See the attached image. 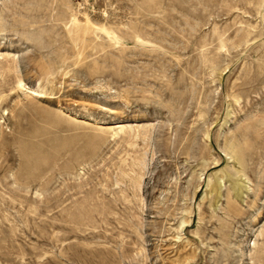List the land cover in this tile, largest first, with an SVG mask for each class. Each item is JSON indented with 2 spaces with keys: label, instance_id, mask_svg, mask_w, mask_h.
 <instances>
[{
  "label": "rangeland",
  "instance_id": "374dc122",
  "mask_svg": "<svg viewBox=\"0 0 264 264\" xmlns=\"http://www.w3.org/2000/svg\"><path fill=\"white\" fill-rule=\"evenodd\" d=\"M0 264H264V0H0Z\"/></svg>",
  "mask_w": 264,
  "mask_h": 264
},
{
  "label": "bare ground",
  "instance_id": "6f19581e",
  "mask_svg": "<svg viewBox=\"0 0 264 264\" xmlns=\"http://www.w3.org/2000/svg\"><path fill=\"white\" fill-rule=\"evenodd\" d=\"M34 95H35L36 97H39V98H45V95H43V94H41V93H34ZM123 127H124V126L116 125V126L112 127V129H121V128H123Z\"/></svg>",
  "mask_w": 264,
  "mask_h": 264
}]
</instances>
